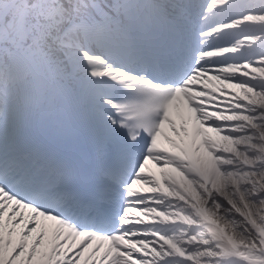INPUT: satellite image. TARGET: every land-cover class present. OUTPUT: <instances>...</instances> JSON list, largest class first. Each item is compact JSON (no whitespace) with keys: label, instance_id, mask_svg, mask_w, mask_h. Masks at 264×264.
Returning a JSON list of instances; mask_svg holds the SVG:
<instances>
[{"label":"snow or ice","instance_id":"snow-or-ice-1","mask_svg":"<svg viewBox=\"0 0 264 264\" xmlns=\"http://www.w3.org/2000/svg\"><path fill=\"white\" fill-rule=\"evenodd\" d=\"M0 264H264V0H0Z\"/></svg>","mask_w":264,"mask_h":264},{"label":"bare ground","instance_id":"bare-ground-1","mask_svg":"<svg viewBox=\"0 0 264 264\" xmlns=\"http://www.w3.org/2000/svg\"><path fill=\"white\" fill-rule=\"evenodd\" d=\"M166 131H167V129H166ZM149 167L152 168L155 171V166L153 164L150 163Z\"/></svg>","mask_w":264,"mask_h":264}]
</instances>
